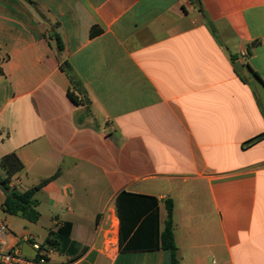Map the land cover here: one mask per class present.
Segmentation results:
<instances>
[{"label":"crops","instance_id":"crops-1","mask_svg":"<svg viewBox=\"0 0 264 264\" xmlns=\"http://www.w3.org/2000/svg\"><path fill=\"white\" fill-rule=\"evenodd\" d=\"M9 153L11 188L56 175L26 231L3 218L27 257L53 238L51 264H172L119 250L126 191L157 198L161 227L172 200L177 264H264V0H0Z\"/></svg>","mask_w":264,"mask_h":264},{"label":"trees","instance_id":"trees-1","mask_svg":"<svg viewBox=\"0 0 264 264\" xmlns=\"http://www.w3.org/2000/svg\"><path fill=\"white\" fill-rule=\"evenodd\" d=\"M98 27H93L91 36L100 33ZM59 47L62 43L58 39ZM69 98L75 104H82L83 101L73 92L68 91ZM1 166L7 172V178H0V184L5 189V199L2 209L9 215L19 216L30 222H37L40 217L37 208V201L34 195L47 183L53 180L56 175L42 180L38 185L20 192L9 186V177L15 175L24 168L22 161L15 153H9L0 160ZM118 217L120 220V251L136 250H157L165 249L170 251L172 264H177L176 244L173 234V203L171 199L165 201L167 217L161 227L159 203L156 197L121 192L116 201ZM58 234L68 236L67 229H60ZM43 245L57 246V241L48 238Z\"/></svg>","mask_w":264,"mask_h":264},{"label":"built area","instance_id":"built-area-1","mask_svg":"<svg viewBox=\"0 0 264 264\" xmlns=\"http://www.w3.org/2000/svg\"><path fill=\"white\" fill-rule=\"evenodd\" d=\"M8 234V224L5 219L0 217V264H51L48 259L51 250L49 245L33 242L31 246L36 254L33 257H27L17 246L7 244L6 236ZM31 239L32 237L28 235L26 240L31 241ZM73 264H80V261H75Z\"/></svg>","mask_w":264,"mask_h":264},{"label":"rangeland","instance_id":"rangeland-1","mask_svg":"<svg viewBox=\"0 0 264 264\" xmlns=\"http://www.w3.org/2000/svg\"><path fill=\"white\" fill-rule=\"evenodd\" d=\"M0 217L1 218H5V217L8 218L10 220L9 223H10V226H11L13 232H15L17 234L27 230L26 221L21 217H18L15 215H8L7 213H5L4 211H1V210H0Z\"/></svg>","mask_w":264,"mask_h":264},{"label":"water","instance_id":"water-1","mask_svg":"<svg viewBox=\"0 0 264 264\" xmlns=\"http://www.w3.org/2000/svg\"><path fill=\"white\" fill-rule=\"evenodd\" d=\"M237 69H241V66L239 64L235 65Z\"/></svg>","mask_w":264,"mask_h":264}]
</instances>
